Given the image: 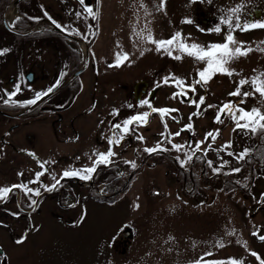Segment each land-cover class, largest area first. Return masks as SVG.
Instances as JSON below:
<instances>
[{
    "label": "rangeland",
    "instance_id": "374dc122",
    "mask_svg": "<svg viewBox=\"0 0 264 264\" xmlns=\"http://www.w3.org/2000/svg\"><path fill=\"white\" fill-rule=\"evenodd\" d=\"M212 1L214 9L221 14L213 19L211 27L200 23L203 0L35 1L52 14L70 17L73 32L82 42L92 39L87 46L92 73L86 81L91 83L93 106L89 114H79L83 122L87 118L90 128L87 135L83 132L86 136L83 143L91 149L86 162L93 165L99 154L104 153L100 148L105 146L96 145L93 137L105 142L110 139V116L118 115L120 124L125 125L133 117L149 115L146 123L128 125L130 131L123 134L125 148L120 160L133 159L135 165L139 160L144 161L132 175L107 186L119 187L111 198L116 201L96 203L98 198L93 193L87 202H78L72 210L64 209L67 210L64 214L70 217L68 222L44 213V208L22 219H5L4 225H0V246L8 264H233V261L261 264L264 261V239H261L264 156L247 153L254 134L264 142V129L257 126L252 131L238 127L232 114L223 110L224 105L230 104L237 117L242 114L239 109L256 108L264 112V96L255 92L252 83L240 84L258 77L264 79V28L235 27L264 23V0ZM4 2L7 14L13 12L14 6L29 14L39 12L32 0ZM237 7L241 12L233 14L231 10ZM248 11H253L250 23H247ZM229 16L232 27L223 23ZM217 27L222 30L216 32ZM34 28L31 26L24 32L30 34ZM177 33L184 43L202 47L223 43L231 34L239 45L251 51L226 65L232 75L216 73L206 84L197 83L198 73L207 67L205 61L188 56L176 46L171 47L169 54V50L158 49L148 40L149 36L167 40ZM4 34L0 32V47L6 46L7 52L12 50L6 59H40L39 48H22L21 39ZM83 47V43L77 45L78 59H84ZM48 55L52 59V48ZM177 56L181 59H176ZM173 77L183 84L177 86ZM166 78L168 83L164 82ZM138 80L146 81L147 85L145 93L136 99L133 85ZM238 88L241 95H230ZM151 89L154 93L149 97L147 93ZM80 95L83 100L86 91L83 89ZM152 109L172 111L162 117ZM174 145L182 147L177 150ZM151 148L159 150L145 151ZM200 153L205 158V170L187 175L185 184L181 169L169 157L184 165V156L188 161L193 156L202 158ZM27 164L23 160H2L0 186L8 182V177L12 178L15 169L23 173L20 169L28 168ZM63 164L60 162L65 167ZM200 164L201 161L196 166L200 168ZM105 189V185H98L99 194ZM122 225L131 228L132 237L126 235L130 240L128 247H122L120 252L111 247L118 240L115 235Z\"/></svg>",
    "mask_w": 264,
    "mask_h": 264
},
{
    "label": "flooded vegetation",
    "instance_id": "af4514ba",
    "mask_svg": "<svg viewBox=\"0 0 264 264\" xmlns=\"http://www.w3.org/2000/svg\"><path fill=\"white\" fill-rule=\"evenodd\" d=\"M32 1L39 11L37 14L25 13L20 6H14L13 12L7 14L6 8L3 7L5 2L0 0V32L21 39L22 48L34 46L39 48L41 55L40 59H6L12 50L7 52L6 46L0 47V53H3L0 54V110L9 113V115L0 113V162L23 160L28 161L29 166L20 169L23 173H18V169H15L12 178L8 177V182L0 186V188L12 189L7 197L0 199V225H4L5 219L13 220L14 217L22 219L26 214L39 213L42 208L44 213L48 212L54 218L68 222L70 217L64 214L63 211H67L64 209L72 210L78 202H87L88 198L93 197V193H96L94 195L98 198L94 200L96 203L111 204L116 201L111 198L119 187H107L111 186L110 182L132 175L144 161V159L139 160L133 168L132 163H135V160H120L119 156L123 154L125 148L124 124L123 122L120 124L118 115H112L110 116L112 128L108 130L110 139L105 142L96 136L93 138L96 139V145L105 146L100 148L104 153L110 150L114 155L107 163H99V157L95 159L93 165L86 162L91 149L88 145H84L83 139L90 128H87L89 125L87 118H83L85 121L83 122L79 114L82 112L89 114L93 106V93L89 86L91 83L86 81L88 76L91 79L90 59H78L77 42L54 29V26L59 24L61 27L58 28L78 37L73 32L74 27L70 17L65 18L59 13L52 14L35 2L37 0ZM203 2L199 10L200 23L211 27L213 19L221 12L214 9L212 0L206 2L203 0ZM252 12L248 11L247 23L252 21ZM49 17L52 19L50 20ZM53 20L56 24L52 23ZM31 26H35L34 31L30 34L25 33L24 31ZM49 48L53 49L52 59H49ZM49 89L55 90L29 110L13 114L30 105L27 101L36 100L37 93L43 94ZM83 89L86 95L81 100L80 93ZM185 90L188 91L187 88ZM116 125L120 127L117 128ZM79 126L80 131H78ZM132 147L137 148V145L132 143ZM134 151L137 152V149ZM200 155L202 158L193 156L188 160L189 162L184 156V165L179 164L174 157H169L172 163L181 169L185 184L187 175L193 176L198 171L205 170V158L203 154ZM199 161H201L200 168L196 166ZM60 162H63L65 167H62ZM91 167H95L96 171L91 174L82 171ZM75 170H80L81 175H90L91 178L81 179L80 175L63 176L65 171ZM38 173L43 174L37 176ZM99 184L106 187L103 194L98 193ZM17 185L25 187H13ZM36 190H39L40 195L35 194ZM126 228L130 227L122 225L118 229L115 235L118 240L111 248L121 252L122 247L124 249L128 247L130 240L126 238ZM129 232L132 237L131 228ZM0 264H8L2 245Z\"/></svg>",
    "mask_w": 264,
    "mask_h": 264
},
{
    "label": "snow or ice",
    "instance_id": "6c2138e0",
    "mask_svg": "<svg viewBox=\"0 0 264 264\" xmlns=\"http://www.w3.org/2000/svg\"><path fill=\"white\" fill-rule=\"evenodd\" d=\"M80 2L84 3V0H80ZM88 11L91 13L92 9L89 8ZM231 11L233 14L240 13L241 8L237 7ZM45 15H47V14H45ZM49 19L51 20L52 18L49 17ZM52 23L56 24V21L53 20ZM223 23L228 25L229 27H232L233 25H232L231 16L226 18L223 21ZM56 26L61 27L59 24H57ZM235 27L242 28V30H247L249 27H262V28H264V23L243 25V26L236 24ZM221 30L222 29L219 27H217L215 29L216 32H220ZM148 40L151 43L156 44L158 49L169 50V54H171V51H170L171 47L176 46L179 51L186 53L188 56H192V57H194L200 61H205L207 64V67L198 73L200 80L197 81V83L204 82L205 84L216 73H224V74H227L229 76L232 75V71L228 67H226V65L232 59L237 58L238 56L247 55L248 52L251 51V49H246V48H243L241 45H239L238 42L235 40L234 36L231 34H228L225 37V42L217 43V44H211V45H208L206 47H202L201 45H198V44L184 43L180 33L175 34L173 37H171L170 39H167V40H156L151 36L148 37ZM5 51H7V50H5ZM0 54H3V53H0ZM124 58L125 59L127 58L126 54H125ZM175 58L181 59L180 56H177ZM118 65H119V58H118L117 66ZM262 75H264V74H262ZM172 79L177 84V86H180L183 84V81L176 80V78H174V77ZM164 82L168 83V78H166ZM246 83H252L254 85L255 92L259 93L261 96H264V79H261L260 77H258L256 80L251 81V82H249V81H241L240 82L241 86H243ZM192 90L194 91L195 89L193 88ZM17 91H19V89H17ZM51 91H52V89L48 90V92H51ZM48 92H45L43 94L37 93L36 100L40 99L41 95H47ZM12 95H14V94H12ZM230 95H241L239 88L237 89L236 92L230 93ZM244 95H250V94L244 93ZM36 100H30V101H27V103L32 104V103H35ZM142 103L148 104V101H143ZM223 110L232 114L233 119L237 120V126L238 127L250 128L252 131H255L257 126L261 129H264V112H261L259 109L253 108V109H251V111H245L243 109H239V111L242 113L239 117H237L235 115V112L233 111V106L230 104L224 105ZM152 111H154V112L158 111L161 114V116L163 117L164 115L168 114L172 110H169V109H152ZM148 115H149L148 113H144L141 116H136V117H133L132 119L126 121L123 131L125 133L130 131L128 125H132L135 122L146 123ZM239 121H245V123L240 124ZM217 122H222V121L217 119ZM116 127L119 128L120 125H116ZM177 135H179V133H177ZM209 135H211V133H209ZM140 139H143V137H140ZM116 142H118V141H116ZM174 147L177 150H180V148L182 146L181 145H174ZM158 150H159L158 148L145 149V151H147L149 153L154 152V151H158ZM113 155H114V153L110 150L107 153H100L99 158H98V162L99 163H107V162H109V158ZM189 159H191V157H189ZM41 166L43 167V165H41ZM132 167L133 168L136 167L134 162L132 163ZM82 171L84 173L91 174V173L95 172L96 169H95V167H91V168L84 169ZM236 171H239V169H237ZM42 174L43 173H38L37 176H40ZM76 175H80L81 179H90L91 178L90 175H81L80 170L65 171L63 173L64 177L76 176ZM57 183H59V181H57ZM13 187L24 188L25 186L24 185H17V186H13ZM53 187H55V185H53ZM11 190L12 189L8 188V187L0 188V199L7 197V195L9 194V192H11ZM48 190H51V189H48ZM26 191H30V190L26 189ZM35 194L37 196L40 195L39 190H36ZM34 203H35V201H33V204ZM137 207H139V206L137 205ZM261 239H264V236H261ZM20 242H22V241H18V243H20ZM253 255H255V253H253ZM233 264H237V262L233 261ZM261 264H264V261H262Z\"/></svg>",
    "mask_w": 264,
    "mask_h": 264
},
{
    "label": "water",
    "instance_id": "95a60500",
    "mask_svg": "<svg viewBox=\"0 0 264 264\" xmlns=\"http://www.w3.org/2000/svg\"><path fill=\"white\" fill-rule=\"evenodd\" d=\"M12 3H13V2H12ZM54 29H56L57 31L61 32L64 36H66V37H70V38L73 39L75 42H77V44H79V45H80L81 43H83V46H84V47H83L84 59H87V45H86V43H85L84 41L82 42L78 37H75V36H73V35H70L69 33L63 31L62 29H60V28H58V27H56V26H54ZM146 85H147V83H146V81H144V80H138V81H136V82L134 83V85H133V91H134V97H135L136 99H138V98L140 97V95H141L142 93L145 92ZM53 90H55V89H52V91H53ZM50 93H51V92H48L47 95L41 96V98L38 99V100H36L35 103H32V104L28 105L27 107H25L24 109L19 110L18 112L13 113V114L15 115V114H19V113H21V112H24V111H26V110H29V109L32 108L35 104H37L42 98L48 96ZM152 93H153V90H150L148 96L151 97ZM0 113L9 115V113H7V112H5V111H3V110H0ZM129 230H130V228H126V235L131 236V235H130L131 233L129 232Z\"/></svg>",
    "mask_w": 264,
    "mask_h": 264
},
{
    "label": "trees",
    "instance_id": "16d2710c",
    "mask_svg": "<svg viewBox=\"0 0 264 264\" xmlns=\"http://www.w3.org/2000/svg\"><path fill=\"white\" fill-rule=\"evenodd\" d=\"M91 40L92 39H85L87 46L90 45ZM77 56H78V54H77ZM263 141H264V139H263ZM249 148H250V150L247 152V153H249L248 156L253 152L257 153L258 156H262V157L264 156V142L261 143L260 139L258 140V138L255 137V134L252 136V141L250 142ZM242 163H243V165H246L244 162H242Z\"/></svg>",
    "mask_w": 264,
    "mask_h": 264
}]
</instances>
